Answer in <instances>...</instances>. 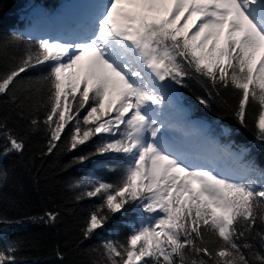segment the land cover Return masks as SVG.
Instances as JSON below:
<instances>
[{"label":"snow or ice","instance_id":"snow-or-ice-1","mask_svg":"<svg viewBox=\"0 0 264 264\" xmlns=\"http://www.w3.org/2000/svg\"><path fill=\"white\" fill-rule=\"evenodd\" d=\"M32 69L41 71L37 91L46 93L47 152L62 135L69 150L96 138L94 150L76 163L96 156L121 161L115 182H80L91 185L83 196L101 201L84 237L126 205L147 214L123 242L105 241L104 264H264V252L250 242L264 247V170L258 180H245L189 167L163 147L166 125L159 118L163 89L184 86L190 75L207 78L213 87L236 90L242 126L248 106L257 105L264 150V0H102L85 32L28 47L0 75V94ZM6 140L3 155L23 151V140L11 134ZM206 236L215 238V248ZM14 252L0 250V264H17Z\"/></svg>","mask_w":264,"mask_h":264},{"label":"trees","instance_id":"trees-1","mask_svg":"<svg viewBox=\"0 0 264 264\" xmlns=\"http://www.w3.org/2000/svg\"><path fill=\"white\" fill-rule=\"evenodd\" d=\"M70 1L0 0V75L13 68L26 49L40 40L36 36L42 33L34 36L25 32L30 22L52 20ZM36 9L40 15H33ZM182 24L180 21L177 26ZM41 74L37 69L22 73L10 92L0 94V250L14 248L17 264H104L103 244L109 240L123 242L132 230L128 222L135 220L137 211L126 205L127 211L110 214L105 226L86 239L83 232L88 218L101 201L83 196L91 185L80 182H115L121 161L109 163L106 157L96 156L84 164L76 163V157L94 150L99 142L96 138L69 150L67 135H62L57 148L47 152L49 137L43 125L46 93L37 91ZM166 89L178 99L184 115L203 126L186 135L190 143L229 155L231 168L244 171L239 179H259V171L264 170V150L257 139L256 104L248 106L246 126H242L235 118L238 95L231 87H213L207 78L190 75L184 86L173 83ZM198 97L207 101V107ZM180 128L189 130L186 124ZM6 134L23 140L22 152L2 154ZM246 165L257 172L247 171ZM49 212L57 214L55 222L48 221ZM205 238L210 248L216 247L211 242L214 237ZM250 242L256 251L264 252L259 239Z\"/></svg>","mask_w":264,"mask_h":264},{"label":"rangeland","instance_id":"rangeland-1","mask_svg":"<svg viewBox=\"0 0 264 264\" xmlns=\"http://www.w3.org/2000/svg\"><path fill=\"white\" fill-rule=\"evenodd\" d=\"M101 3L102 0H71L53 15L52 20L46 18L31 19L32 21L25 32L34 36L42 33L36 36L39 39L71 40L80 33H75V36L70 38L68 34L72 35L76 31L85 32L90 27ZM34 14L40 15L37 9ZM160 17H163V13L160 14ZM192 31H195V29H192ZM163 92L165 94V104L159 113V118L166 125L161 129L164 133L162 137L163 147L174 155H180L189 167L211 169L221 176L239 179L244 171H235L231 168L228 162L231 159L230 156L221 152V150L213 151L203 146L197 147L189 142V136L186 135L195 133V130H201L203 126L198 120L190 119L184 115L181 104L171 92L166 88L163 89ZM181 124H186L189 130L180 128ZM146 215L142 214V210L137 211L135 220L128 222L131 228L139 227L144 222Z\"/></svg>","mask_w":264,"mask_h":264},{"label":"bare ground","instance_id":"bare-ground-1","mask_svg":"<svg viewBox=\"0 0 264 264\" xmlns=\"http://www.w3.org/2000/svg\"><path fill=\"white\" fill-rule=\"evenodd\" d=\"M75 33H82V32H74V33H72V35H70V34H68V37L70 38V37H72V36H75ZM229 156V155H228ZM226 158H227V156H226ZM228 159V158H227Z\"/></svg>","mask_w":264,"mask_h":264}]
</instances>
